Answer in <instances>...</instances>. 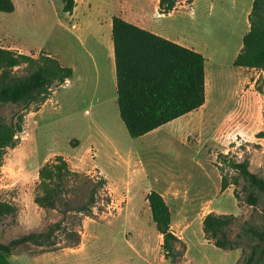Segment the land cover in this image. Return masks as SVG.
Wrapping results in <instances>:
<instances>
[{
  "label": "rangeland",
  "instance_id": "1",
  "mask_svg": "<svg viewBox=\"0 0 264 264\" xmlns=\"http://www.w3.org/2000/svg\"><path fill=\"white\" fill-rule=\"evenodd\" d=\"M12 1V13L0 12V47L34 58L47 54L61 65L73 67L75 78L52 88L54 95L46 107L43 103L37 111L24 113L23 131L15 146L4 154L0 200L14 205L16 211L0 220V243L46 232L52 224L61 223L48 243L17 246L7 259L9 264H51L53 260L57 264H75L73 250L82 239L85 250L92 248L91 256L100 261L108 258L107 240L125 237L150 240L155 248L150 255L153 264H186L185 250L180 248L181 255L172 259L157 247L160 235L152 227L146 201L148 192L157 189L170 191L172 202L167 201L177 221L175 227L181 220L187 221L186 231L194 239H200L199 218L206 210L200 205L203 197L216 200L226 214H234L239 208L230 238L239 232L243 221L262 222L264 200L254 209L249 206L243 180L220 157L228 154L229 160L248 162L249 171L264 179V139L256 138L264 130V71L232 65L248 20L244 13L232 15L224 2L215 0L214 9L202 14L198 25L207 46V59L203 55L204 105L183 116L174 127L164 125L133 139L119 117L115 85L107 70L111 44L107 20L116 13L112 3L130 14L143 12L139 18L145 20L157 0H75L70 14L62 11L64 0ZM102 31L110 34V41L102 42ZM13 72L25 74L23 66ZM19 112L20 105L0 108L7 122ZM111 146L115 148L113 152ZM55 156H62L83 180L84 176L92 179L89 184L82 180L69 183L70 192L64 197L70 208H79L89 201L94 189L90 212L70 211L63 217L34 203L38 170ZM221 176L228 183L238 180L222 196ZM97 178L106 182L102 189L95 188ZM183 197H189L191 204L184 205ZM59 209L66 207L60 204ZM95 225L100 229L94 231ZM71 231L78 232L79 244L73 245L75 239L68 234ZM140 249L147 252L143 245ZM206 249L211 260H219V255ZM63 252L68 255L59 262L56 256ZM39 257L40 262L35 259ZM142 257H137L138 264L145 263ZM202 258L198 256V260ZM243 258L244 255L235 264H244ZM258 264H264V258Z\"/></svg>",
  "mask_w": 264,
  "mask_h": 264
},
{
  "label": "trees",
  "instance_id": "2",
  "mask_svg": "<svg viewBox=\"0 0 264 264\" xmlns=\"http://www.w3.org/2000/svg\"><path fill=\"white\" fill-rule=\"evenodd\" d=\"M177 0H159L158 12L167 14L173 10ZM190 2V0H186ZM75 0H64L63 13H71ZM12 0H0V12L14 11ZM249 29L242 37L241 48L233 61L237 68L264 71V0H253L248 15ZM111 41L116 83V105L119 117L129 135L135 139L143 137L163 125L201 108L205 103V59L191 49L185 48L163 37L155 35L120 17H112ZM23 66L25 74L18 76L13 71ZM73 75L70 67L47 54L37 58L0 47V108L7 104L20 105L21 112L7 122L0 115V166L7 149L15 146L17 137L23 131L24 113L37 111L49 98L54 87L63 85ZM264 139V130L256 134ZM223 163L243 180L248 191V205L256 208L264 200V179L249 171L248 162H236L221 154ZM92 182L91 178L72 171L62 156H55L38 170L34 203L42 209L57 211L66 216L70 211L84 214L90 212L94 203L95 190L90 192L89 201L79 208H70L64 197L71 182ZM231 183L221 176L220 191ZM106 182L97 178L95 188L102 189ZM234 198L238 200L236 193ZM151 220L156 231L162 235L161 248L165 257L174 259L181 242L170 230L171 215L163 197L151 191L146 196ZM62 204L66 207L59 209ZM16 208L0 200V220L13 215ZM261 223L243 221L234 238H230L232 227L238 217L233 214L208 213L202 220V232L206 240L225 251L240 250L244 264H253L259 246L264 242V207L260 211ZM61 223L52 224L46 232L23 235L8 244L0 243V264H9L8 258L19 245L32 242L39 246L48 243ZM66 228H64V231ZM74 237L73 245L79 244L78 232L68 233ZM47 241V242H46ZM245 249L249 252L246 254ZM264 258V246L256 262Z\"/></svg>",
  "mask_w": 264,
  "mask_h": 264
},
{
  "label": "crops",
  "instance_id": "3",
  "mask_svg": "<svg viewBox=\"0 0 264 264\" xmlns=\"http://www.w3.org/2000/svg\"><path fill=\"white\" fill-rule=\"evenodd\" d=\"M225 3L226 7L231 11L232 15L244 13L245 19L248 17L251 5L253 0H221ZM158 2H156V6L154 10L152 11L151 15H146L145 20L143 18H139L141 11L133 12L132 14L128 13V11L120 9V6L116 3L113 4V8L116 13H114L108 20H107V28L111 25L112 17H120L123 20L132 23L142 29H145L155 35H158L160 37H163L169 41H172L178 45H181L185 48L191 49L197 53H200L202 56H205V53H207V46L204 42V39L202 37V33L200 31V26L198 25V19L202 16V14H205L206 12L209 13L210 10L214 9V2L215 0H191V2L187 3L186 0H177L175 3V6L172 11H170L167 14H160L158 12ZM249 29V22L246 21V28L243 33L240 34V39L242 43V37L244 33H246ZM104 34V35H103ZM243 34V35H242ZM83 37V35L81 36ZM109 38V39H108ZM101 40L103 43H106L107 40L110 41V34H106V32L102 31L101 34ZM241 43L238 45L235 55L239 52V49L241 48ZM109 55L106 58V60L109 62V68H107L109 75L111 76L112 82L115 85V91H116V83H115V69H114V59H113V47H112V41L111 44H109ZM203 56V57H204ZM207 59V56H205ZM204 57V59H205ZM206 63V60H205ZM66 67V66H65ZM73 71V75L69 81L72 80V78H75V69L73 70V67H71ZM73 78V79H74ZM68 81V80H67ZM54 94H50L49 98L44 102L43 108L48 105L50 101H52ZM185 116V115H184ZM183 117V116H182ZM178 118L176 120H173L165 125H173L174 123H178L180 119ZM164 126V125H163ZM161 128V127H160ZM159 129V128H158ZM178 130V129H177ZM174 133H178L174 132ZM103 137H105L103 135ZM99 145V144H98ZM112 145V142H111ZM112 152L115 150L113 146H111ZM228 190V189H227ZM159 193L166 204L169 207L168 199L170 202H172V198L170 196V191L164 190V189H157V190H151ZM149 191V192H151ZM148 192V193H149ZM227 191H222L220 196L225 195ZM147 196V195H146ZM183 201L182 203L184 205L191 204L189 201V197H183L181 198ZM200 205L202 209H206L203 213H201V216L199 218V235L200 239H194L191 234H189L187 228L189 227V223L187 221L181 220V224L176 225L177 221H175V215L172 212V209L169 207L170 215H171V223H170V230L172 233L185 244V263L186 264H194L196 261H198L200 264H235L237 261L241 258V251L240 250H232V251H225L219 248H216L218 250H221L222 252L219 253V251L215 250L213 248V244L211 241H208L205 239L204 234L202 232V220L210 212H213L215 214H226L227 212L223 211V208L218 206V203L216 200H213L211 198L206 199V197L201 198ZM180 201V200H179ZM238 207V206H237ZM149 208V207H148ZM148 213L150 215V210H148ZM239 214V208L238 212H235L233 215ZM151 216V215H150ZM153 223V222H152ZM154 224V223H153ZM152 227H155L152 226ZM94 231L100 229V226L95 225L92 227ZM175 230H178V232H175ZM159 234V233H158ZM160 240L157 245L158 249H162V241L163 237L161 234ZM106 244L109 245V254L108 258L104 260L98 261V259H95L91 256L92 248L88 251L84 248V239L81 240V244L77 248H75L74 251V260L73 262L75 264H138L137 263V257L143 255L142 259L145 261L144 264H153L150 261V255L155 253L154 244L148 240L147 238L145 240L138 239L137 237L129 238H120L115 240H107ZM145 247V250L147 252H143L140 247ZM215 247V246H214ZM211 252L216 253L220 256L219 260H211L209 256L207 255V249ZM204 251V252H203ZM146 253V254H145ZM67 252H63L62 254H57L56 259L58 257L59 262H61L62 259H64V255H66ZM68 255V254H67ZM147 255V256H144ZM192 255V256H190ZM203 256L202 259L198 260V256ZM165 256V255H164ZM63 257V258H62ZM147 257V258H145ZM39 259V262L42 258H35ZM56 263V261H51V264ZM66 262L68 263V259H66ZM57 264V263H56ZM61 264V263H59Z\"/></svg>",
  "mask_w": 264,
  "mask_h": 264
},
{
  "label": "water",
  "instance_id": "4",
  "mask_svg": "<svg viewBox=\"0 0 264 264\" xmlns=\"http://www.w3.org/2000/svg\"><path fill=\"white\" fill-rule=\"evenodd\" d=\"M263 246H264V242L259 246V249H258V252H257V255L255 257V260H254V263L253 264H256V262H257V260H258V258L260 256V254H261V251H262Z\"/></svg>",
  "mask_w": 264,
  "mask_h": 264
}]
</instances>
